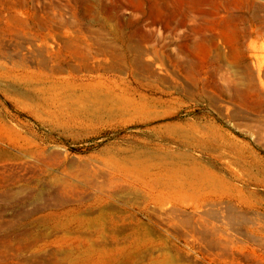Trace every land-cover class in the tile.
<instances>
[{
    "label": "rangeland",
    "instance_id": "rangeland-1",
    "mask_svg": "<svg viewBox=\"0 0 264 264\" xmlns=\"http://www.w3.org/2000/svg\"><path fill=\"white\" fill-rule=\"evenodd\" d=\"M183 9L0 0V136L30 141H0V264H264V0ZM136 153L232 183L167 197L124 170Z\"/></svg>",
    "mask_w": 264,
    "mask_h": 264
},
{
    "label": "bare ground",
    "instance_id": "bare-ground-1",
    "mask_svg": "<svg viewBox=\"0 0 264 264\" xmlns=\"http://www.w3.org/2000/svg\"><path fill=\"white\" fill-rule=\"evenodd\" d=\"M244 2L245 0H180V5L184 8L180 23L181 25H186L191 17V13H198L200 15L213 13L216 15L220 13L224 5L229 10H233L240 8ZM209 5L212 7L211 10L207 8ZM125 41V44H128L127 41H130V36ZM124 46L126 47V51H129V46ZM71 86V82L68 81H52L49 83L47 80L41 79L38 90L46 94L56 88H70ZM122 98L117 93H111L107 98L97 96L99 102L101 100L106 102V106L112 103L121 110H131L141 104L136 102L139 98ZM6 139L16 149L30 151V141L28 139L21 136H11L8 138L1 137L0 141H6ZM214 144L213 149L216 151L220 150L221 154H225L228 148H232L225 146L222 149L219 144ZM123 167L129 173L127 174L133 178L134 182L149 187L153 191H160V194L178 200L191 195L197 196L207 193L225 192L224 188H226V184L232 183L229 177L216 173L194 156L189 158L181 156L171 160L168 159V161H160L153 159L147 153H136L125 159Z\"/></svg>",
    "mask_w": 264,
    "mask_h": 264
}]
</instances>
